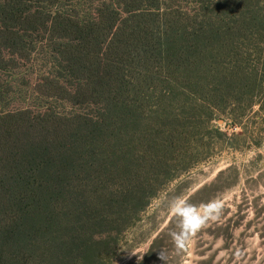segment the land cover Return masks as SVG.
<instances>
[{"label":"trees","instance_id":"trees-1","mask_svg":"<svg viewBox=\"0 0 264 264\" xmlns=\"http://www.w3.org/2000/svg\"><path fill=\"white\" fill-rule=\"evenodd\" d=\"M35 33L54 70L35 91L78 109L0 110V264H110L203 157L190 136L241 125L233 106L264 112V0H0V67L5 49L30 58Z\"/></svg>","mask_w":264,"mask_h":264},{"label":"rangeland","instance_id":"rangeland-1","mask_svg":"<svg viewBox=\"0 0 264 264\" xmlns=\"http://www.w3.org/2000/svg\"><path fill=\"white\" fill-rule=\"evenodd\" d=\"M31 39L38 49L30 58L4 51L0 110H47L56 122L69 120L78 107L34 89L54 70L41 34ZM245 105L232 107L241 125L223 115L190 136L188 152L203 157L119 235L110 264H264V112L258 103ZM213 181L214 188L196 194Z\"/></svg>","mask_w":264,"mask_h":264}]
</instances>
